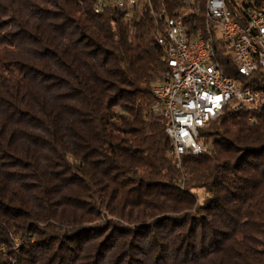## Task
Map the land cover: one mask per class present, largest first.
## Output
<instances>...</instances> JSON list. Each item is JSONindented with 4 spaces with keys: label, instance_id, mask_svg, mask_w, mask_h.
<instances>
[{
    "label": "trees",
    "instance_id": "obj_1",
    "mask_svg": "<svg viewBox=\"0 0 264 264\" xmlns=\"http://www.w3.org/2000/svg\"><path fill=\"white\" fill-rule=\"evenodd\" d=\"M97 1L0 0V264H264V103L225 108L178 164L158 36L182 15L242 88L264 70L239 73L209 0ZM226 2L244 26L264 10Z\"/></svg>",
    "mask_w": 264,
    "mask_h": 264
},
{
    "label": "built area",
    "instance_id": "obj_2",
    "mask_svg": "<svg viewBox=\"0 0 264 264\" xmlns=\"http://www.w3.org/2000/svg\"><path fill=\"white\" fill-rule=\"evenodd\" d=\"M150 0H105L104 7L113 3L120 9H132ZM213 26L225 44L234 63L250 68L251 74L264 70V10L247 9V24L235 19L226 0H213ZM165 34H172L177 43L176 61L167 64ZM163 47L167 69L154 83V111L165 122L168 136H177L178 149L170 155L180 164L184 155L203 152L207 147L200 141V132L218 118L225 108H255L264 98L242 88L237 79L224 72H215L206 58L201 37L189 34L182 15L168 18L165 31L158 36ZM169 65H176L178 79H170ZM158 96H165V107H158ZM189 128H196V136H189Z\"/></svg>",
    "mask_w": 264,
    "mask_h": 264
},
{
    "label": "bare ground",
    "instance_id": "obj_3",
    "mask_svg": "<svg viewBox=\"0 0 264 264\" xmlns=\"http://www.w3.org/2000/svg\"><path fill=\"white\" fill-rule=\"evenodd\" d=\"M96 10H102L105 0H98L97 1ZM207 15L209 16L211 22L213 23V0L208 1L207 5ZM168 18H176V17H168ZM209 20V21H210ZM210 22V23H211ZM167 26V18L165 21V27ZM206 47V58L213 66L215 72H222V70L217 66L215 61V50H214V41L212 37V29L208 26V35L206 37H201ZM165 41H167L168 51H167V64H174L176 61V51H177V43L172 38V34H165ZM234 62V59H233ZM237 67L239 73L243 76H249L251 74L250 68L242 65L241 63H234ZM169 77L170 79H178V70L176 65H169ZM247 90L251 94H257L258 96H262L264 98V91L248 87ZM159 101L161 102L160 107H165V96H158ZM241 108H236L235 110H239ZM189 136H196V128H189ZM173 142V149H178V142L177 136H169ZM204 151V150H203ZM201 152H197L199 154Z\"/></svg>",
    "mask_w": 264,
    "mask_h": 264
},
{
    "label": "rangeland",
    "instance_id": "obj_4",
    "mask_svg": "<svg viewBox=\"0 0 264 264\" xmlns=\"http://www.w3.org/2000/svg\"><path fill=\"white\" fill-rule=\"evenodd\" d=\"M10 68H12V67H10ZM200 195L203 196L202 193H200ZM102 217H103V219H102L103 221L106 220V218H112V216L107 212L106 213L104 212ZM13 242L16 245V247H18L20 245V243L22 242V240L19 238V236H17V237L15 236V237H13ZM3 249H4V246L1 245L0 250H3Z\"/></svg>",
    "mask_w": 264,
    "mask_h": 264
}]
</instances>
